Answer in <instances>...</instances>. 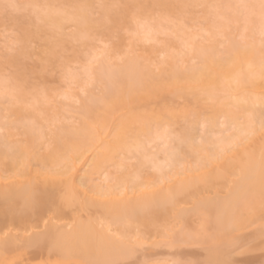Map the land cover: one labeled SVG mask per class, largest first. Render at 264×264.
I'll use <instances>...</instances> for the list:
<instances>
[{
	"label": "bare ground",
	"instance_id": "obj_1",
	"mask_svg": "<svg viewBox=\"0 0 264 264\" xmlns=\"http://www.w3.org/2000/svg\"><path fill=\"white\" fill-rule=\"evenodd\" d=\"M41 1L43 7L33 4L36 7L32 9L34 18L56 27L66 19L74 20L77 25L74 37L88 36L90 0H81L65 14L50 0ZM140 1L134 0V5L139 7ZM232 1L222 0L224 11L221 5V9L218 5L213 6L214 21L208 28L211 35L218 33L214 31L219 27L228 26L226 23L232 16L226 9L242 1L241 6L248 10L242 29L246 28L251 35L256 32L264 36V0ZM155 2L164 13L161 20L165 19L171 5L166 0ZM101 14L104 20L116 21L109 6L104 5ZM148 20H145L147 26L144 30L151 35L155 27ZM173 32H180L179 37L186 40V47L189 46L192 55L199 59L197 63L182 68L176 65L177 62H171L168 72L160 69L153 74L149 67L139 63L138 57L128 56L122 63L113 65L104 52L98 53L104 57L97 67L87 70L89 74L85 73L103 83L101 96L89 95L80 100L74 95L82 101L80 125L73 129L59 126L51 134L53 145L42 154L30 152V147L45 136L36 115L43 109L41 101L33 98L28 112L24 108L11 109L28 145L6 143L0 135V233L10 226L28 224L30 218L49 208L61 214L62 206L77 204L79 210L92 209L98 213L103 222L99 219L101 223H98L96 217H91L79 222L74 220L77 224L72 228H65L69 224L63 228L49 224L43 234L23 243L40 242L49 246L61 254L65 260L61 264H100L104 258H115L130 250L124 241L109 233L115 226L125 237L130 229L150 228L167 215L187 218L200 213L204 233L184 232L177 234L174 241L203 243L209 250L208 261L234 264L227 247L239 231L264 219V39L238 43L233 38L228 40L222 54H216L212 46L195 44L194 34L188 36L183 28L178 27ZM150 39L155 37L148 36L147 40ZM20 41L24 42V37ZM23 49L24 46L21 53H24ZM69 75L74 74L70 72ZM18 77L19 74H14L0 80V94L10 93L15 101H20ZM164 93L195 102L202 98L212 100V114L203 121L205 130L201 135H196V120L186 119L185 126L169 135L161 127L160 113L131 111L114 125V132L109 136L111 139L102 136L100 130L107 127L109 117L117 109L137 108L154 96L161 97V100L168 98H164ZM239 115L241 122H238ZM164 116L170 121L177 117L169 109L165 110ZM220 117H224L230 126L219 130V137L212 139L210 134ZM153 123L157 126L152 130ZM168 137L175 144L173 148L168 146ZM161 140L162 146L161 143L157 147L150 145ZM119 150H135L139 166L150 164L156 169L154 178H142L134 170L115 178L107 175L95 182L94 176L99 168L112 160ZM187 157L193 158L194 166L187 164ZM82 159L90 161L86 163L87 160ZM31 161L39 168L32 169ZM3 167L9 168L13 174L3 176ZM165 168L168 169L165 171ZM57 188H63V193L59 194ZM221 189H225L224 195H219ZM187 203L191 207H185ZM258 234H264V228ZM20 253V244L14 235L0 238V264H8Z\"/></svg>",
	"mask_w": 264,
	"mask_h": 264
},
{
	"label": "rangeland",
	"instance_id": "obj_2",
	"mask_svg": "<svg viewBox=\"0 0 264 264\" xmlns=\"http://www.w3.org/2000/svg\"><path fill=\"white\" fill-rule=\"evenodd\" d=\"M31 1L0 0V80L19 74L16 83L21 86L20 101H15L16 98L10 93L0 94V135L3 136L6 143L28 145L26 135L11 109L24 108L28 112L33 98L36 97L41 101L40 106L44 109L38 111L36 115H38L37 120L43 127L45 136L30 147L31 154L46 152L53 145L51 134L59 126L66 125L73 129L80 125L81 114L79 111L82 103L80 100L86 99L89 95L98 98L104 87L102 82L94 80L91 75V77L87 76V70L97 67L105 55L110 61L109 63L113 65L122 63L128 59V56L138 57L139 63L142 62L143 66L149 67L154 74L160 69H165V72H168L166 70L173 62H177L176 65L178 64L182 68L198 62L199 59L192 55L189 46L186 47L184 44L186 40L179 37L180 32H173L178 27L183 28L188 36L194 34L195 44L212 46L213 53L216 54H222L229 43L228 40H233V38L238 43L256 38L264 39V36L256 32L255 35H251L249 30L242 29L245 25V13L248 12L241 6L240 2L242 1H237L238 3L231 4L232 7L226 9L227 13L232 16V21L226 23L229 28L227 26L216 29L214 32L218 31V33H214V37L208 28L214 21L213 6L221 5L223 8L222 0H166L171 5V9L163 20H161V15L164 13L155 0H141L139 7L134 5V0H90V7L87 11L91 19L90 28L88 36L81 39L74 37L77 32L74 20L66 19L62 21V26L56 27L34 18L32 9L36 8L37 4L43 7L44 3L41 4V0ZM50 1L63 14L72 11L74 5L81 2V0ZM104 5L111 9L112 16L116 18L115 22L103 19L101 13ZM148 19L155 27L151 35L147 33L146 29L144 30ZM148 36H153L155 39L147 40ZM23 37L25 43L20 41ZM22 44L24 53H21ZM50 48L53 49L52 53H50ZM167 49H169L168 52H166ZM170 50L173 52L170 53ZM102 52H104V56L98 54ZM70 72L76 76H70ZM43 88V92L46 91V93L42 92ZM166 94L164 96V98L168 97L166 99L162 98L161 100V97L155 98L154 96L134 109L129 107L117 109L111 115L112 117H109L107 127L100 130L103 133L102 136L111 139L109 136H112L114 132V125L131 111L148 112L153 115L157 114L156 112L160 113L161 127L165 128L169 135L177 133L185 126L186 119L196 120V135H201L205 130L203 121L212 114V100L202 98L203 100L201 99L200 102H195L182 96L171 95V97ZM74 95L81 99L77 98V100ZM169 97L171 98L169 99ZM164 109H169L177 115L174 121H170L166 118L167 116H164ZM225 121L224 117L217 118V125L210 134L212 139L219 137V130L230 126ZM241 121L242 118L239 115L238 122ZM151 125L152 130L156 129L153 127L156 124ZM233 125L231 124V126ZM231 132L232 130L229 133ZM108 133L111 134L108 135ZM167 141H169L168 146L173 148L175 144L170 142L169 137ZM160 143L162 146L163 140L150 145L157 147ZM154 149L152 148V150ZM88 155H86L87 158L90 157ZM138 158V153L135 150L115 152L112 160L106 161L99 168V172L94 176V178L96 177L95 182H99L97 179L101 180L107 175L110 178H115L134 170L138 171L142 178L153 179L156 169L150 164L139 166ZM186 162L188 165H195L192 157H187ZM30 163L32 169L39 168L34 161ZM79 165H82V161L79 162ZM1 174L7 177L12 175L13 171L3 167ZM224 190L221 189L219 195H224ZM57 192L63 193V188H57ZM211 196L214 194L211 193ZM184 206L189 208L191 204L187 203ZM61 211L62 213L59 214L49 208L40 215L30 218L28 224L10 226L5 232L0 233V238H5L9 234L14 235L20 244L21 253L13 257L8 264H61V261L65 260H62L58 251L40 242L24 245V240L43 234L49 224H56L61 228L69 224L65 228H72L71 226H75L76 222L83 221V219L96 217L98 223H101L102 220V216L92 209L79 210L77 204L62 206ZM202 220L203 215L200 213L191 214L187 218L167 215L161 217L150 228L140 226L130 229L125 237H122L118 232L117 226L114 228L111 226L110 230L114 229V231H109V233L124 241L130 250L115 258L106 257L107 259L104 258L100 264H213L208 261L207 245L195 241H174L177 234L184 232L203 234ZM263 228L264 219H261L238 232L236 239L227 247L234 264H264V234H258ZM139 240L140 242H138ZM67 261L70 262V259Z\"/></svg>",
	"mask_w": 264,
	"mask_h": 264
}]
</instances>
